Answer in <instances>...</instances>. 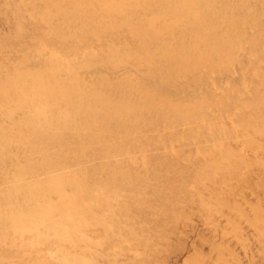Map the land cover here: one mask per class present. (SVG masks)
Wrapping results in <instances>:
<instances>
[{
  "label": "bare ground",
  "instance_id": "bare-ground-1",
  "mask_svg": "<svg viewBox=\"0 0 264 264\" xmlns=\"http://www.w3.org/2000/svg\"><path fill=\"white\" fill-rule=\"evenodd\" d=\"M0 13L14 41H0V264H143L137 245L159 242L149 209L197 194L212 216L223 202L197 184L210 180L237 198L264 136V0H0ZM52 206L105 220L113 254L88 257L77 226L35 242L23 227Z\"/></svg>",
  "mask_w": 264,
  "mask_h": 264
},
{
  "label": "rangeland",
  "instance_id": "rangeland-1",
  "mask_svg": "<svg viewBox=\"0 0 264 264\" xmlns=\"http://www.w3.org/2000/svg\"><path fill=\"white\" fill-rule=\"evenodd\" d=\"M3 15L4 14H2V17L0 15L1 34L12 31V23H7L6 21H8V18L5 17L9 15L7 14L4 17ZM6 29L10 31L8 32ZM0 36L1 44L5 47H11L14 44V41L6 38L7 35L3 36L2 34ZM262 138L259 154L256 155L255 150L249 153V163L245 168L242 167L245 174L242 171L236 172L238 177L245 176V178L248 179V182L246 181L244 184H241L240 188L242 190L237 189L233 192L237 195V198L228 196L231 192L228 190L227 186L224 185V183H219L217 180H210V185L208 186L205 185V183L197 182L201 187L200 192L205 194V196H203L204 198L209 196L212 199L211 202L215 199H219L220 203L223 202L222 205L224 206L217 209L218 212L213 214V217L208 215L204 207L200 206L198 199H196L198 196L197 194H195L194 200L190 206L186 204L185 207L182 208L183 210L175 214H173L172 205L166 206L165 209L161 208V212H158L154 208H152V210L149 209V214L150 216L152 215L151 217L154 219H152L154 226H152L153 234H151L157 237L159 242L156 241L148 245L145 242H141L137 245L136 250L140 254H143L148 248L150 249L148 257L142 256L141 258L143 264H232V262L233 264H264V248L259 245L255 237V232L258 229L257 227H262L264 230V226L258 224L260 221L257 222V217L260 215V213L257 212L258 208H262L263 210L261 220L264 221V193H262L264 192V136ZM245 152H247V150ZM259 160L262 163H260ZM243 180L245 181V179H242V181ZM241 191L243 193H240ZM210 194L212 195L210 196ZM224 196L229 197L228 200ZM61 199L62 198H60V200ZM238 200L240 204L237 202ZM62 202L64 201L61 200L60 203ZM87 212V210H81L80 207L67 209L65 206H52L51 208L44 209V212H42V217L45 216L48 221L46 220L43 224L38 223L37 226L29 224L23 227V229L27 234L33 233L37 236L38 234L40 235L34 238L35 242H37L38 239H44L41 235V231L49 232L53 229L57 230L58 226L66 229V227L70 225V233H72L75 226L90 230L91 234L88 235V238L83 234H80L79 237L82 238L83 242H85L86 239V244H94V248H87L85 245L81 250L83 253L87 254L88 257H93L94 259L103 258L104 256L99 253L101 248L106 246L105 240L111 237V239H114L116 242L118 238L116 239L115 233L108 227L105 220H100L97 217L93 218L90 214L86 215ZM131 213H135L134 209H131ZM228 216L234 220L232 219L231 221ZM160 222H162V226L156 228ZM240 224H242V226ZM42 227L45 228L41 229ZM158 231H160V233ZM249 231H251V233ZM52 246L55 247V243L52 244ZM112 248V245H107L105 247L108 256L113 254L115 248ZM233 255H235L236 259L232 257ZM130 258L131 257L128 255H125V257L120 256L118 257L119 263L128 264ZM231 259L233 260L231 261Z\"/></svg>",
  "mask_w": 264,
  "mask_h": 264
}]
</instances>
